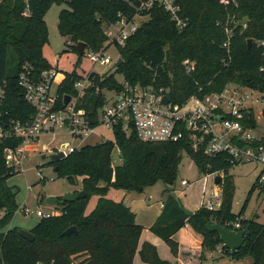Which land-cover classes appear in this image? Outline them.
I'll return each mask as SVG.
<instances>
[{"label": "trees", "instance_id": "trees-1", "mask_svg": "<svg viewBox=\"0 0 264 264\" xmlns=\"http://www.w3.org/2000/svg\"><path fill=\"white\" fill-rule=\"evenodd\" d=\"M141 1L0 0V85L6 89L0 113L4 122L8 126L13 120L27 123L35 115L19 84L24 68L30 67L36 79L54 68L43 54L49 41L45 14L50 7L67 4L68 9L59 15L58 28L61 36L68 39L64 53L76 54L79 64L85 55H79L78 44L85 43L88 52H108L113 46L109 44L107 28L120 19V14L133 17ZM177 4L189 18L188 26L179 30L159 6L145 12L148 21L124 46L115 47L122 65L113 74L90 73L91 84L79 100L78 108L97 121L98 110L106 104V95L123 93L124 82L162 89L177 104L193 96L220 93L231 84L264 93V0H177ZM226 25L233 31L228 49L224 48ZM249 40L254 42L249 45ZM117 75L123 78L122 82ZM82 80L77 71L65 75L57 89L61 99L58 108H62L64 97H77L75 85ZM243 125L253 130L259 128L255 112L245 118ZM114 135V141L85 145L53 163L58 175L67 177L74 185L81 181L86 198L72 203L64 202L63 198L57 200L61 212L41 219L30 230L35 237L33 242L23 238L19 228L8 229L19 208V189L9 186L8 181L14 176L5 164L4 150L18 147L21 140L7 139L0 143V212L4 214L0 217V264H134L144 228L128 206L108 198L107 193L112 187L141 193L158 182L174 185L183 153L195 161L205 176L223 173L219 184L222 207L214 212L202 207L188 214L168 193L162 213L150 231L167 243L175 257L179 256L180 245L174 237L188 225L202 237V262L208 253L218 252L222 247V254L234 260L249 259L251 264H264V223L256 218H242L248 201L239 215L232 214L235 181L230 171L236 166L229 155L209 158L202 150L194 149L187 139L179 143L144 142L135 131L127 135L120 128L115 129ZM259 143H264V138ZM115 147L123 165L114 168ZM259 177L252 191L259 189L264 195ZM92 196L98 198L97 206L87 214L88 199ZM209 223L232 230L233 226L229 225L235 223L244 229L249 227L244 246L229 251L218 233L207 230ZM72 227L77 232L64 236ZM139 253L148 264H173L162 260L157 248L148 243Z\"/></svg>", "mask_w": 264, "mask_h": 264}, {"label": "built area", "instance_id": "built-area-1", "mask_svg": "<svg viewBox=\"0 0 264 264\" xmlns=\"http://www.w3.org/2000/svg\"><path fill=\"white\" fill-rule=\"evenodd\" d=\"M155 6L163 8L179 30L188 26L189 18L182 13L177 0H142L133 17L127 18L120 14V19L107 28L109 44L113 47L124 46L142 27L147 17L149 18V15L144 13ZM243 26L247 28L246 24ZM113 29H118L117 36L114 35ZM225 32L227 40L224 48L228 49L233 31L226 25ZM84 55L96 65L107 66L113 63L107 52L86 50ZM58 70L57 67L47 70L42 73L40 79L35 78L30 67H25L21 73L19 84L24 89V98L35 109V115L27 123L13 120L8 126L0 113V143L7 139L21 140L18 147L4 150V161L11 173L21 172V167L28 157L29 144L37 142L43 135L58 137L63 134L79 141L77 146L68 144L55 149L56 152L47 149L51 155L64 152L67 157L75 151H80L86 145L84 141L91 137L96 136L101 142L109 141L104 139L99 130H110L114 134L115 129L120 128L127 135L135 131L144 142L179 143L187 139L194 149L202 150L209 158L229 155L231 163L236 167L246 163L261 165L263 171L258 183L260 186L264 185V143H259L264 136L256 134L258 129H248L243 125L245 118L252 112L257 114L256 110L260 107L264 111V93L261 91L231 84L220 93L204 97L193 96L183 104L174 103L169 99V103L165 104L164 99L168 96L164 90L157 91L153 87L141 85L131 86L124 82L123 93L110 92L106 95V104L98 110L96 121L84 109L78 108L79 100L84 98L91 84L89 74L76 83L77 97H71L68 105H65L64 97L62 108H58L61 99L57 91L53 92ZM187 70L190 72L191 66ZM5 97V85H0V108L5 102ZM212 175L215 176V181L217 177H223L222 172ZM182 186L187 188L189 182L184 180ZM216 198L219 200L217 204L212 200L204 204L209 211H217L218 204L222 203V196L217 195ZM25 213L30 214V210ZM37 215L43 219L57 214H44L39 211ZM229 226H233L234 230H230L236 232L244 229L240 223ZM218 251L223 253V248L219 247Z\"/></svg>", "mask_w": 264, "mask_h": 264}, {"label": "rangeland", "instance_id": "rangeland-1", "mask_svg": "<svg viewBox=\"0 0 264 264\" xmlns=\"http://www.w3.org/2000/svg\"><path fill=\"white\" fill-rule=\"evenodd\" d=\"M65 9H68L67 4H55L50 7L45 14V20L49 28V41L43 48V54L51 65H54L61 71L55 79L56 84L54 85L53 92L57 91V84L62 81L67 73L77 71L82 77H86V75L92 72L100 75L115 73V65L120 58L119 52L115 47H111L107 52L113 61L112 64L107 66L94 64L87 55H85L78 64V56L76 54L64 53L68 39L61 36L58 25L59 15ZM148 19L147 17L146 21H148ZM113 32L115 36L119 34L118 29H113ZM116 77L118 81H123L122 77L118 75ZM256 113L259 125L256 134L261 137L264 136L263 108H258ZM99 133L102 134L106 140H115V135L110 130L101 129ZM84 142L86 145H93L101 142V140L95 136L86 139ZM79 143V141H74L71 137L62 134L58 137L43 135L37 142L29 144L28 157L21 167V172H13L12 174L14 177L8 181L9 186L19 189L17 195L19 208L11 223L13 227L28 230L36 226L42 219L37 215V212L42 211L44 214H58L61 212V205L51 206L47 203L50 197L60 200L70 193L82 191L81 181L74 185L67 177L58 175L54 166L55 163L53 164L49 158L51 153L47 150L53 149L55 151V149H60L65 145L77 146ZM44 156H47V158L43 159ZM112 163L114 166L123 165V159L117 147L114 148L112 154ZM262 171V166L255 163L242 164L230 171V175L233 176L235 181L232 214L239 215L248 201L246 211L242 215V218L247 220L256 218L260 223H264V195L260 194L259 189L252 191ZM39 173L41 176H39ZM184 180L189 182L187 188L182 186ZM165 191L167 192L165 193ZM168 193L172 194L177 199L188 214H193L202 207L206 208L204 204L211 200L217 204L219 200L216 196H221L222 191L220 186L216 185L214 175L205 176V174L200 171L195 161L187 153H183L179 165L178 177L174 185L168 186L163 182H158L146 188L144 192L141 193H127L112 187L109 189L107 196L116 202L124 204L130 203L133 199L136 200L137 208L134 206L133 210L137 213V219L139 223L149 226L159 214L161 210L160 205L163 204ZM97 202L98 198L96 196H92L88 199L87 214L95 210ZM218 207V210L221 209L222 203H219ZM28 209L30 210V214L25 213ZM3 215L4 214L1 213L0 217ZM188 227L187 225L185 228ZM185 228L181 230L182 233L186 230ZM194 233L200 236L196 232ZM190 234L193 238L197 239L196 235L191 232ZM164 246L166 249L159 250L160 257L163 260L166 257L172 258L173 253L170 251L167 243L164 242ZM207 255L208 258L206 261H203V264L249 263L247 259L238 261L217 252L208 253ZM199 260L201 261V259Z\"/></svg>", "mask_w": 264, "mask_h": 264}, {"label": "crops", "instance_id": "crops-1", "mask_svg": "<svg viewBox=\"0 0 264 264\" xmlns=\"http://www.w3.org/2000/svg\"><path fill=\"white\" fill-rule=\"evenodd\" d=\"M64 78L62 79L61 82H59L57 84V88L63 82ZM119 154H120V152H119ZM112 165H113V163H112ZM113 167L115 168L116 166L113 165ZM181 193H183V192H181ZM126 195H128V194H126ZM136 204H137L136 200L133 199L130 203H126L125 205L128 206L134 212L133 207L135 206L137 208ZM160 207H161V210H160L159 214L156 216V219L149 226H145L144 224L139 223V221L137 219V223L139 225H141L142 227H144V231L142 232V235H141V238H140L139 249H138V252H137V254L135 256L134 264H148L142 259L141 255L139 253L141 248H142V246L145 243H148V244H151V245L155 246L157 248V250H158V253H159L160 249H166L165 246H164V241L162 239H160L159 237H157L155 234H153L150 231L152 225L156 222L157 218L162 213V210L164 208V202H163V204L160 205ZM134 213L136 214V217H137V213L136 212H134ZM33 227H35V226H33ZM11 228H14L12 226V224L9 225L8 229H11ZM32 228H29L28 230L30 231ZM185 229H184L185 230L184 233H182V231H180L174 237V239L180 245L179 256L175 257V256L172 255V258L166 257V258H164V260L168 261V262H171L173 264H203L204 262L199 260L201 258V254H202V237L196 235L191 230L190 226L188 228H185ZM190 232L192 234L196 235L197 239L193 238V236L190 234ZM181 234H183V235H181ZM217 253H220V252L218 251ZM220 254H222V253H220ZM207 258H208V255L206 256V260H207ZM247 260H249V259H247ZM248 264H251V260H249Z\"/></svg>", "mask_w": 264, "mask_h": 264}, {"label": "water", "instance_id": "water-1", "mask_svg": "<svg viewBox=\"0 0 264 264\" xmlns=\"http://www.w3.org/2000/svg\"><path fill=\"white\" fill-rule=\"evenodd\" d=\"M248 42H249V45H251L254 41L249 40ZM78 49H79V55L83 56L87 50V45L85 43H79ZM122 63H123V60L119 59V61L116 63L115 68L122 65ZM70 102H71V97L67 96L65 98V105H68ZM164 103L168 104L169 98H165ZM46 158H47V156L43 157V159H46ZM49 158H50L51 162L57 163V162L65 159L66 155L64 152H60L58 154L50 155ZM180 160H182V157H180ZM215 183H216V185H219L221 183V177H217ZM85 198H86V192L80 191L78 194L70 193V194L66 195L63 198V201L68 202V203H72V202H75L76 200H83ZM47 203L51 206H56L57 205V199L54 197H50L47 200ZM207 230L209 232L218 233L220 236L222 244L231 252L238 251L244 246L245 237L249 233V227H246L245 229L236 232V231L230 230L228 227H225V226H222V225L216 224V223H209L207 225ZM75 232H77V228L72 227V228L68 229L63 235L68 236V235H71L72 233H75ZM19 234L23 238H25L27 241L33 242L35 240V237L31 231L20 229Z\"/></svg>", "mask_w": 264, "mask_h": 264}]
</instances>
